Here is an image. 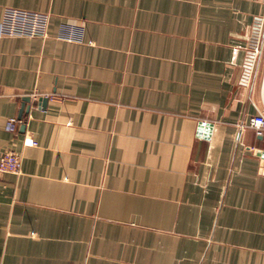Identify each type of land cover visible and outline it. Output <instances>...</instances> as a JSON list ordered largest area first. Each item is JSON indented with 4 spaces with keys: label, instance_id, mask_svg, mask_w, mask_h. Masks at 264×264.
Segmentation results:
<instances>
[{
    "label": "crops",
    "instance_id": "1",
    "mask_svg": "<svg viewBox=\"0 0 264 264\" xmlns=\"http://www.w3.org/2000/svg\"><path fill=\"white\" fill-rule=\"evenodd\" d=\"M8 8L50 24L0 38V156L23 157L0 173V264H264V133L241 128L264 112V0Z\"/></svg>",
    "mask_w": 264,
    "mask_h": 264
},
{
    "label": "built area",
    "instance_id": "2",
    "mask_svg": "<svg viewBox=\"0 0 264 264\" xmlns=\"http://www.w3.org/2000/svg\"><path fill=\"white\" fill-rule=\"evenodd\" d=\"M50 16L45 13L11 9L4 12L0 23V38L2 37H23L41 38L49 37ZM85 31L83 27L64 23L59 28L57 38L71 43L84 42ZM249 79L255 85L258 79L264 80V17L262 18L255 42L252 47V60L249 67ZM253 129L258 135L264 133V112L252 117L247 125L241 128ZM18 129V120L11 118L7 121L5 130L10 133ZM26 145H36L35 142L27 140ZM22 154L15 151H8L0 156V173L20 174L22 169Z\"/></svg>",
    "mask_w": 264,
    "mask_h": 264
},
{
    "label": "water",
    "instance_id": "3",
    "mask_svg": "<svg viewBox=\"0 0 264 264\" xmlns=\"http://www.w3.org/2000/svg\"><path fill=\"white\" fill-rule=\"evenodd\" d=\"M262 97H263V101H264V81H263V86H262ZM29 99H25V101H28ZM261 157L264 160V153H261Z\"/></svg>",
    "mask_w": 264,
    "mask_h": 264
}]
</instances>
